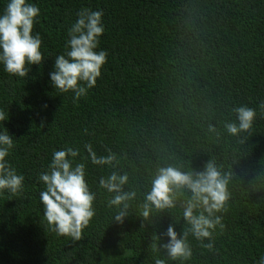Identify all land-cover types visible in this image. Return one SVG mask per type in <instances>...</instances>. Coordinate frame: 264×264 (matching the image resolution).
<instances>
[{"label": "trees", "instance_id": "1", "mask_svg": "<svg viewBox=\"0 0 264 264\" xmlns=\"http://www.w3.org/2000/svg\"><path fill=\"white\" fill-rule=\"evenodd\" d=\"M10 0H0V15ZM37 6L33 35H40L41 65L28 77L0 65V110L14 148L6 157L24 177L20 194L0 192V264H259L264 256V0H26ZM81 9L102 12L96 51L107 62L94 87L75 103L70 90H54L49 73ZM81 86L86 87L84 82ZM256 110L251 135L230 136L235 107ZM43 124V126H42ZM216 128L210 133L209 127ZM109 151L119 164L93 165ZM73 148V166L85 164L95 194V215L80 240L58 235L44 218L39 180L55 151ZM213 159L231 173L227 211L213 232V249L191 235L192 255L172 261L150 245L168 243L169 225L187 226L179 205L143 221L139 205L159 167L202 171ZM112 171L125 172L134 190L129 215L114 222V196L99 186ZM144 225L141 228V225Z\"/></svg>", "mask_w": 264, "mask_h": 264}, {"label": "clouds", "instance_id": "2", "mask_svg": "<svg viewBox=\"0 0 264 264\" xmlns=\"http://www.w3.org/2000/svg\"><path fill=\"white\" fill-rule=\"evenodd\" d=\"M39 14V8L26 3V0H10L4 13L0 15V65L12 76L28 77L31 71L28 65H41L45 59L41 52L40 35L32 34ZM103 32L102 12L81 9L78 20L68 33V51L65 55L55 58L54 71L49 73L51 86L61 93L71 90L74 93V103L85 96L88 89L95 86L101 76V69L107 62L108 53L103 50L96 51ZM81 82H84L86 87L81 86ZM259 107L264 112V103ZM233 112L238 122L224 124L227 134L251 135L257 116L256 110L239 106L235 107ZM7 119L8 113L0 110V122ZM208 130L220 135L213 126ZM14 146L13 137L5 129L0 133V192L7 190L12 195H17L23 190L24 177L17 174L16 169L6 159ZM85 148L93 165H111L115 168L119 164L117 156L110 151L106 157H98L91 144L85 145ZM78 154V150L73 148L55 151L48 171L39 175V180L45 185V190L40 193L44 218L51 230L58 235L75 240L81 239L82 230L95 215V194L90 191L85 180V164L77 163L73 166V158ZM231 176V173L222 172L213 159L206 163L202 171H185L172 165L159 167L151 180L150 191L139 205L142 220H149L154 211L168 212L179 205L187 227L183 228L178 238L174 226L169 225L166 232L168 243L158 247L159 238L154 235L150 247L154 251L163 252L172 261H186L192 255L188 243V237L191 235L197 241H210L202 243L201 246L211 251L214 230L217 226L224 228L222 218L217 213L228 210L231 195L228 185ZM128 182V174H120L117 171H112L107 178H101L99 181L101 188L114 194L108 201V206L118 209L114 217L116 223H123L129 215L130 202L137 196L134 190H124ZM143 227L142 224L141 228ZM155 264H165V259L156 258ZM259 264H264V256L260 258Z\"/></svg>", "mask_w": 264, "mask_h": 264}]
</instances>
